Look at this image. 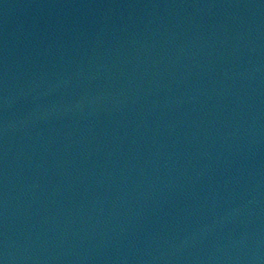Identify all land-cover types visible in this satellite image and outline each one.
Segmentation results:
<instances>
[{
	"label": "water",
	"instance_id": "water-1",
	"mask_svg": "<svg viewBox=\"0 0 264 264\" xmlns=\"http://www.w3.org/2000/svg\"><path fill=\"white\" fill-rule=\"evenodd\" d=\"M0 264H264V0H0Z\"/></svg>",
	"mask_w": 264,
	"mask_h": 264
}]
</instances>
